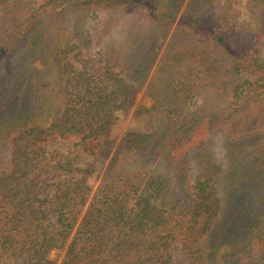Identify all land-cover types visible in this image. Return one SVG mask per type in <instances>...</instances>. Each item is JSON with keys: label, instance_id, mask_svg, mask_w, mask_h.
Returning a JSON list of instances; mask_svg holds the SVG:
<instances>
[{"label": "trees", "instance_id": "16d2710c", "mask_svg": "<svg viewBox=\"0 0 264 264\" xmlns=\"http://www.w3.org/2000/svg\"><path fill=\"white\" fill-rule=\"evenodd\" d=\"M175 1L0 0L7 156L0 171V264H170L176 243L187 256L183 264H264V0H251L262 19L256 32L231 10L237 0H188L182 13L185 0ZM116 10L138 11L164 37L176 25L184 36L171 44L177 76L154 67V39L123 68L125 76L111 59L98 69L85 61L77 70L66 62L68 49L53 61L72 82L51 116L31 57L53 54L72 35V18L85 22L91 13ZM14 59L16 69L4 72ZM149 77L147 88L166 95L154 96L150 108L138 105L134 115L160 119L146 132L115 138V113L132 108ZM57 132L81 140L67 153H47ZM220 132L227 135L226 169L211 153ZM192 159L195 194L180 207L172 178L154 173L164 164L182 174ZM104 160L94 190L90 180ZM55 249L64 252L59 263L50 258Z\"/></svg>", "mask_w": 264, "mask_h": 264}, {"label": "rangeland", "instance_id": "374dc122", "mask_svg": "<svg viewBox=\"0 0 264 264\" xmlns=\"http://www.w3.org/2000/svg\"><path fill=\"white\" fill-rule=\"evenodd\" d=\"M28 1L39 5L44 0ZM169 1L175 5V0ZM222 1L225 2L226 0ZM187 3L188 0H185L180 13H182ZM220 6H217L218 11L221 9L223 10L222 7L224 6ZM231 6V10L241 21L247 23L252 31H259L258 27L262 24V19L259 17V10L255 1L251 3V0H237ZM250 6L252 8H250ZM212 12L213 11H210V13ZM77 19L78 18H72L73 22L69 25L71 32H73L72 35L65 36L53 54L51 53L48 55L41 53L39 55L32 56L30 59L31 67L40 73L41 80L44 84H46L48 89V93L46 95L49 101L47 105L49 109V105L51 104V116L54 114L55 109L59 106L61 108L63 100L66 96V92L64 90L67 89V84L72 82V80L70 81V78H68L70 75L65 73V71H61L57 68V66L55 67L53 61L55 56L65 53L68 49L73 50L68 54L66 53V62L73 64L77 70L81 69L82 62L85 61H88V63L95 69H98L107 59H111L112 61L119 62L117 70L123 73V68H127V64L133 60L135 54L142 57L147 47L152 46L151 41L154 39V41L157 42V44L153 47L155 50H151V55L155 58L154 67L161 64L171 73H176L175 75L177 76V70H174L172 61H169L173 57L174 52L171 44L182 41L184 36L177 33L176 25L170 28L167 36L164 37V35L160 34V31L157 30L158 28L156 24L140 15L138 11L129 13L122 10L97 11L95 13H91L85 22L81 20L77 21ZM168 48H170L169 52L166 51ZM17 66V61L14 59L5 66L4 72H7L11 68L15 70ZM125 73L127 74L128 71L126 72L125 70L123 73L124 76ZM160 78L162 82H169V80L164 77ZM67 79H69L70 82H67ZM129 79L132 81L134 77ZM149 81L150 77L146 79L142 87L136 93L134 104L128 112L121 109L115 113L114 123L111 128L112 136L115 138H122L132 129H139L141 132H146L149 130L151 123L155 124L157 123L156 121L160 119L155 115H145L139 117L134 115L138 105L143 104L147 108H150L154 104V96L157 98L160 96L164 97L166 95L165 93L151 92L147 88ZM197 104L198 106L201 105L200 100L199 102L197 101ZM53 105H55V108H52ZM196 108L197 107H192L191 112L196 111ZM1 119L2 117L0 115V120ZM202 133L203 132L197 133L195 140H200L202 138ZM226 137L227 135L225 132L215 133L211 147L214 162L220 165L223 169H226L229 164V160L227 158ZM80 140L81 137L62 135L57 132L50 139V142H48L45 150L47 153H53L54 151L67 153L69 149H72L75 144L80 142ZM4 142V135L0 130V171L7 164L6 150L5 147H3ZM79 159L81 160L82 165L87 161L85 155L80 156ZM107 164L108 160L99 162V170L90 180V183H93L94 190H96L100 185ZM165 167L166 166L164 164H161L156 168V172L154 174L155 176L165 175L172 178V182L170 183L173 186L171 196L175 199H179L178 204L180 207H185L192 201L195 194L194 186L198 175L196 160L192 159L189 163L188 169L182 174H174L170 171L167 172ZM218 195L223 198L224 191H219ZM63 255L64 252L55 249L51 251L50 258L59 263ZM186 262L187 256L183 251L181 244L176 243L175 247L171 251L169 263L183 264Z\"/></svg>", "mask_w": 264, "mask_h": 264}]
</instances>
